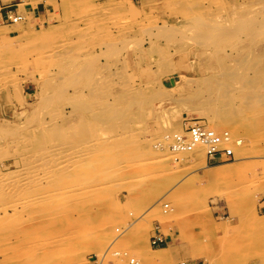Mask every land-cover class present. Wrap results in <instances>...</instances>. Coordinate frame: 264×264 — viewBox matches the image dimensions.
I'll list each match as a JSON object with an SVG mask.
<instances>
[{
  "label": "rangeland",
  "instance_id": "rangeland-1",
  "mask_svg": "<svg viewBox=\"0 0 264 264\" xmlns=\"http://www.w3.org/2000/svg\"><path fill=\"white\" fill-rule=\"evenodd\" d=\"M14 3L0 264H264V0ZM190 118L231 135L220 174L171 149Z\"/></svg>",
  "mask_w": 264,
  "mask_h": 264
},
{
  "label": "built area",
  "instance_id": "built-area-1",
  "mask_svg": "<svg viewBox=\"0 0 264 264\" xmlns=\"http://www.w3.org/2000/svg\"><path fill=\"white\" fill-rule=\"evenodd\" d=\"M18 6V3L3 5L0 8V24L15 23L24 19L23 12ZM198 145L206 147L207 162L209 163H219L234 156L233 140L228 131L218 132L202 118L184 120L180 130L172 137L171 149L175 152L192 151ZM151 245L159 248L167 245V241L158 228L151 236ZM108 252H105L101 257L91 256V263L102 264ZM116 254L118 253L116 252Z\"/></svg>",
  "mask_w": 264,
  "mask_h": 264
},
{
  "label": "bare ground",
  "instance_id": "bare-ground-1",
  "mask_svg": "<svg viewBox=\"0 0 264 264\" xmlns=\"http://www.w3.org/2000/svg\"><path fill=\"white\" fill-rule=\"evenodd\" d=\"M7 30V29H6ZM173 133L171 134V135H169L168 137H167V139L170 141V144H171V142H172V137H173ZM92 141V140H91ZM168 141V142H169ZM235 142H237V144H241V140L239 139V138H237V140L235 141ZM169 144V145H170ZM58 146V145H57ZM56 146V147H57ZM202 145H198L196 148H195V151H196V153H197V156H198V158H199V160H200V162L202 163V167H207V168H209L211 171L212 170H214L213 172V174H215V175H218V174H220L221 172H223L225 169V167L224 166H222V165H219V166H210L208 163H207V156H206V147L204 148V147H201ZM234 146H236V145H232V147H234ZM0 149H1V147H0ZM63 150V149H62ZM5 151V150H4ZM172 151V150H171ZM184 152H188V151H184ZM61 153V152H60ZM64 153V152H63ZM178 153V152H177ZM66 154V153H65ZM64 154V155H65ZM45 155V154H44ZM63 155V156H64ZM71 155V154H70ZM21 156V155H20ZM31 157V156H30ZM47 157V156H46ZM52 157H55V155L54 156H52ZM58 157V156H57ZM56 157V158H57ZM68 157V156H67ZM59 158V157H58ZM57 158V159H58ZM3 159V158H2ZM25 159V158H24ZM56 159V160H57ZM68 159V158H67ZM66 159V160H67ZM69 160V159H68ZM30 162V161H29ZM39 162V161H38ZM48 162V161H47ZM50 162V161H49ZM66 162V161H65ZM26 163V162H25ZM67 163V162H66ZM56 164V163H55ZM69 164V163H68ZM58 165H61V164H58ZM57 165V166H58ZM55 166V165H54ZM66 166V164L64 165V167ZM61 167V166H60ZM59 167V168H60ZM63 167V166H62ZM61 167V168H62ZM63 167V168H64ZM67 167H68V165H67ZM31 168V167H30ZM35 168V167H34ZM53 169V168H52ZM67 169V168H66ZM65 169V170H66ZM59 170V169H58ZM63 170V169H62ZM44 171V170H43ZM25 173V172H24ZM38 174V173H37ZM29 175H31V174H29ZM8 178V177H7ZM13 178V177H12ZM30 178V177H29ZM3 181V180H2ZM4 182V181H3ZM5 183V182H4ZM16 183V182H15ZM25 184V183H24ZM14 185V184H13ZM3 187V186H2ZM14 187V186H13ZM18 189V188H17ZM5 191H6V189H5ZM4 191V192H5ZM152 250V252L154 253V252H158V251H155V250H153V248L151 249ZM163 250V249H162ZM154 256H155V258H156V256L158 257V254H154Z\"/></svg>",
  "mask_w": 264,
  "mask_h": 264
},
{
  "label": "crops",
  "instance_id": "crops-1",
  "mask_svg": "<svg viewBox=\"0 0 264 264\" xmlns=\"http://www.w3.org/2000/svg\"><path fill=\"white\" fill-rule=\"evenodd\" d=\"M169 246H170V244H169ZM169 246H168V247H169ZM168 247L153 248V250L158 251V252H164L165 249H167ZM162 249H163V250H162Z\"/></svg>",
  "mask_w": 264,
  "mask_h": 264
}]
</instances>
